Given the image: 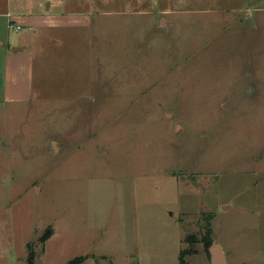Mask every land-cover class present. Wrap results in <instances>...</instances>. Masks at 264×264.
I'll return each mask as SVG.
<instances>
[{
  "label": "rangeland",
  "instance_id": "1",
  "mask_svg": "<svg viewBox=\"0 0 264 264\" xmlns=\"http://www.w3.org/2000/svg\"><path fill=\"white\" fill-rule=\"evenodd\" d=\"M63 1L85 40L48 36L30 100L0 105V264H211L214 241L264 264L255 3Z\"/></svg>",
  "mask_w": 264,
  "mask_h": 264
},
{
  "label": "crops",
  "instance_id": "2",
  "mask_svg": "<svg viewBox=\"0 0 264 264\" xmlns=\"http://www.w3.org/2000/svg\"><path fill=\"white\" fill-rule=\"evenodd\" d=\"M15 2L17 4L13 6L14 0H0V105L26 103L30 100L37 46L42 49L48 36L54 35V43L65 46L68 35L79 31L78 35L84 41V31L93 24L89 11L66 8L63 0ZM250 3H255L256 8L250 15L238 17L237 23L241 28L245 25L255 27L253 31L257 33L253 35L264 34V0H251ZM229 11L235 14L233 9L229 8ZM11 24L20 27V30L10 29ZM21 32L32 36L21 40L16 36ZM128 258L126 256L119 264H136ZM113 263L110 261L107 264Z\"/></svg>",
  "mask_w": 264,
  "mask_h": 264
},
{
  "label": "water",
  "instance_id": "3",
  "mask_svg": "<svg viewBox=\"0 0 264 264\" xmlns=\"http://www.w3.org/2000/svg\"><path fill=\"white\" fill-rule=\"evenodd\" d=\"M209 254L211 264H228L226 255L217 242H213Z\"/></svg>",
  "mask_w": 264,
  "mask_h": 264
},
{
  "label": "trees",
  "instance_id": "4",
  "mask_svg": "<svg viewBox=\"0 0 264 264\" xmlns=\"http://www.w3.org/2000/svg\"><path fill=\"white\" fill-rule=\"evenodd\" d=\"M51 236H52V235L49 234V236L45 239V241L48 240ZM205 240L211 242V232H210V231H208V233H207V239H205ZM209 255H210V254H209ZM32 258H33V256L31 257V259H32ZM83 260H84V258H83V259H82V258H80V259H76V260L70 262L69 264H79V263H81ZM179 264H187V262L185 261V259H184L182 253H180V256H179Z\"/></svg>",
  "mask_w": 264,
  "mask_h": 264
},
{
  "label": "built area",
  "instance_id": "5",
  "mask_svg": "<svg viewBox=\"0 0 264 264\" xmlns=\"http://www.w3.org/2000/svg\"><path fill=\"white\" fill-rule=\"evenodd\" d=\"M10 29H13V30H20V27H16L15 25H10Z\"/></svg>",
  "mask_w": 264,
  "mask_h": 264
}]
</instances>
